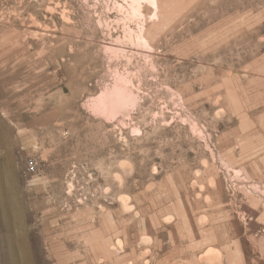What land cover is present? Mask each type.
<instances>
[{
  "label": "rangeland",
  "instance_id": "374dc122",
  "mask_svg": "<svg viewBox=\"0 0 264 264\" xmlns=\"http://www.w3.org/2000/svg\"><path fill=\"white\" fill-rule=\"evenodd\" d=\"M0 264H264V0H0Z\"/></svg>",
  "mask_w": 264,
  "mask_h": 264
},
{
  "label": "bare ground",
  "instance_id": "6f19581e",
  "mask_svg": "<svg viewBox=\"0 0 264 264\" xmlns=\"http://www.w3.org/2000/svg\"><path fill=\"white\" fill-rule=\"evenodd\" d=\"M138 1V0H137ZM150 2H154L155 0H148ZM136 2V0H135ZM133 4V3H132ZM139 5V4H137ZM136 6V5H135ZM114 50V49H113ZM116 50V49H115ZM116 99L114 97H112L111 95L108 94H104L101 93V95H99L98 99L92 104V108L95 112L98 113H114V109H116ZM124 166H126L127 164L124 163ZM123 198V197H122ZM125 200V199H124ZM126 201V200H125ZM124 201V202H125ZM125 205V204H124ZM127 207V206H126ZM125 207V208H126ZM119 244V243H118ZM12 246V245H11ZM12 251V250H11Z\"/></svg>",
  "mask_w": 264,
  "mask_h": 264
},
{
  "label": "built area",
  "instance_id": "2783aa9c",
  "mask_svg": "<svg viewBox=\"0 0 264 264\" xmlns=\"http://www.w3.org/2000/svg\"><path fill=\"white\" fill-rule=\"evenodd\" d=\"M35 171V166L34 165H30L28 168H27V172L28 173H34Z\"/></svg>",
  "mask_w": 264,
  "mask_h": 264
}]
</instances>
